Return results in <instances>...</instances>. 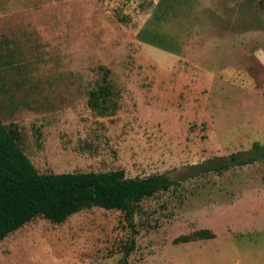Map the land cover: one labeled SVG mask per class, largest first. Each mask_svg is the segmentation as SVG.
Instances as JSON below:
<instances>
[{"label": "rangeland", "instance_id": "374dc122", "mask_svg": "<svg viewBox=\"0 0 264 264\" xmlns=\"http://www.w3.org/2000/svg\"><path fill=\"white\" fill-rule=\"evenodd\" d=\"M0 118L40 174L178 181L137 204L133 234L99 207L36 218L0 264H264V161L195 168L264 147V0H0ZM199 230L214 237L174 242Z\"/></svg>", "mask_w": 264, "mask_h": 264}, {"label": "trees", "instance_id": "16d2710c", "mask_svg": "<svg viewBox=\"0 0 264 264\" xmlns=\"http://www.w3.org/2000/svg\"><path fill=\"white\" fill-rule=\"evenodd\" d=\"M98 70L102 72V85L90 91L88 104L102 114L106 108L100 103L107 102L112 87L108 83L110 71L102 66ZM19 140L18 129L5 127L0 118V241L36 218L61 224L70 216L93 207L122 212L133 234L137 204L178 185L177 180L162 174L126 178L123 170L40 174L21 150ZM258 161H264V147L254 142L248 151L215 158L195 168L221 173ZM213 237L211 231L199 230L180 236L174 242ZM134 244V236H131L125 252H131Z\"/></svg>", "mask_w": 264, "mask_h": 264}]
</instances>
